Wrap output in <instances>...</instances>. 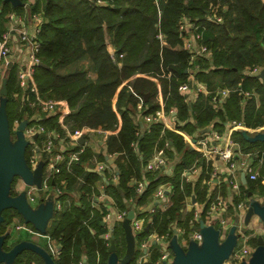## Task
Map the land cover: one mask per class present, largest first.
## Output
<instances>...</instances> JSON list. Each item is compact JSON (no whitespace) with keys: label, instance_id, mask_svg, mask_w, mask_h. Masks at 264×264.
Returning <instances> with one entry per match:
<instances>
[{"label":"trees","instance_id":"1","mask_svg":"<svg viewBox=\"0 0 264 264\" xmlns=\"http://www.w3.org/2000/svg\"><path fill=\"white\" fill-rule=\"evenodd\" d=\"M14 6L0 0V34L14 12L24 11L28 5L32 13H43L46 22L41 35L38 57L43 66L35 73V82L50 99L66 100L75 110L74 127H93L113 130L117 135L107 141L109 154H117L115 165L119 172L116 184L106 185V193L121 211L134 210L145 205L159 184L172 182V206L154 216L155 231L166 234L172 222H182V206L193 192L190 185L181 188V174L200 158L195 149L187 148L186 141L177 132L155 124L151 132L141 131V120L135 115L154 114L160 109L157 102L158 85L166 109H177L176 117L186 132L207 127L212 121L242 122L247 128L258 129L264 125V84L260 76H247L253 67L264 69V1L263 0H19ZM222 18L217 22L213 17ZM187 19L201 26L204 44L212 52L210 61H203L198 80L207 85L210 94H200L189 106L179 92L187 81L190 67L189 53L182 48L178 31L181 20ZM162 33L164 45L158 39ZM108 42L114 47L121 67L115 64L108 51ZM171 77H162L163 74ZM21 80L15 70L9 73L7 90V116L10 126L15 120H24L27 111L21 105ZM127 84H124L126 83ZM131 86L132 92L129 90ZM230 88L231 96L221 110L210 104L213 92ZM257 93L245 98L243 93ZM142 103L141 113L138 104ZM140 117V118H141ZM194 118V123L190 121ZM221 122V123H222ZM247 132H236L234 139L243 152H264V142H250ZM136 144L138 151L134 150ZM168 144V147H167ZM164 149L168 157H181L175 177L163 172H145L144 166L156 150ZM87 150L82 162L73 173L63 171L61 178L68 180L63 200L69 199L73 186L80 177L84 180L79 198H71L50 231L62 248L55 264H110V245L115 241L116 256L122 259L127 250V236L123 223L115 224L109 241L103 239L108 228L103 225L107 213L104 206L94 207L91 198L98 194L100 176L86 169L91 157ZM264 178V166L261 173ZM134 180H146V191L138 194ZM57 181V180H56ZM249 192L257 190L264 195V181L248 184ZM196 192V187H195ZM200 195V194H199ZM15 197V193H12ZM201 198L204 195L200 196ZM198 200H200L198 196ZM202 201V200H201ZM0 237H6L3 250L8 252L22 242L11 244L9 229L16 219L23 220L15 209L2 212ZM189 222L193 214L185 216ZM147 232V228H146ZM145 234L140 236L144 239ZM256 239L253 243L256 245ZM137 254L131 264H135ZM158 252L154 253L155 261ZM13 264H45L33 251L20 253Z\"/></svg>","mask_w":264,"mask_h":264},{"label":"built area","instance_id":"2","mask_svg":"<svg viewBox=\"0 0 264 264\" xmlns=\"http://www.w3.org/2000/svg\"><path fill=\"white\" fill-rule=\"evenodd\" d=\"M217 22H222V18L214 15ZM15 14L12 13L6 23H13ZM46 19L43 13H32L29 17L28 25L22 24L20 26L5 27V30L0 34V89L4 79H7L9 73L14 69V61L12 54L17 47L27 48L29 50V59L23 61L19 67V74L21 80V94L16 98L21 100V105L27 111L26 118L27 125L23 130V136L27 142V165L32 172H36L42 165L41 185H32L26 192V199L32 206L38 196L45 195L52 197L54 203V210L57 214L63 212L64 207L71 202V197L74 193H70L69 199L63 200L65 191L68 189V180L61 178L63 171L73 173L74 166L82 162L84 153L91 150L92 157L86 167L89 171L95 172L100 176L97 183L98 194H95L91 200L94 207L104 206L107 213L103 218L104 223L108 228V232L102 237L109 241L112 236V228L115 224L123 223L128 215L127 211H121L113 203L112 208L105 205L106 185L113 182L116 184L119 179V172L115 165L117 154H109L107 151V141L119 132V126L113 130L93 127H74L73 115L74 111L66 100L50 99L42 95L36 82V69L41 64V59L38 54L41 49V35ZM14 24V23H13ZM14 31L18 34L17 46L13 43ZM178 31L182 40V48L189 53L190 67L187 70V81L183 83L179 92L185 98V102L191 106L195 103L200 94L208 95L210 91L206 84L198 80L197 74L202 71L203 61H210L212 52L204 44L203 31L201 26L182 19L179 23ZM158 39L164 45L165 38L162 33H158ZM108 49L112 61L121 67L119 59L123 58V54L118 55L113 46L108 42ZM263 69L253 67L246 70L247 76H260ZM171 77V72L168 75L163 74L162 77ZM124 84H127L124 83ZM129 90L132 92L131 86ZM161 87L158 85L157 102L160 109L154 113L144 116L135 115V120H141V131L136 134L139 136L145 132H151V127L155 124H162L165 128L179 133L186 141L187 148L195 149L199 152L200 158L195 161L189 168L185 169L181 174V188L190 185L193 192L188 196L182 206L181 211H184L188 206L192 207L193 220L189 228L190 241L202 246L204 236L202 234L200 225L205 227H214L222 232L223 226L228 224L226 214L230 202H226L222 196H214L213 187L219 186L224 180L221 171L214 167V163L222 162L225 164L228 172L226 182L232 186L235 191L233 199L239 197L241 181L240 174L248 178L250 182L263 180L261 178L262 169L264 166V152H243L238 142L232 137L235 129L249 130L255 132H264V125L258 129H248L244 123L237 121H227L228 131H218L214 128L205 127L194 134H190L181 127L184 123L180 122L174 115L177 114V109L172 107L170 110L166 109V104L161 95ZM232 90L230 88L217 89L213 92L210 99V104L213 109L218 111L223 108V104L231 96ZM245 98L258 97L255 93H243ZM143 108V104H138L139 112ZM28 109H31L30 113ZM29 112V113H28ZM141 117V118H140ZM169 117L173 118V123L170 124L167 120ZM24 120H15L13 124V134L16 136L19 127ZM193 118H190L192 121ZM83 140V142H81ZM137 152L136 144L132 145ZM168 147V144H167ZM98 148V150H95ZM207 166V178L204 182L209 186L206 192V199L198 200V195L195 192V183L200 174V169ZM169 166V158L164 149L156 150L152 157L144 166L145 172H163ZM211 166V168H210ZM169 176V175H167ZM57 180V181H56ZM84 180L80 177L77 183ZM133 184L136 187L138 194L146 191V180H134ZM173 185L169 181L164 184H159L154 193L149 197L145 205H138L136 207L135 218L131 222L132 234L135 238V244L138 245L139 257L137 263L143 264L147 262L153 250L159 248V257L155 264H172L170 262V253L164 246L169 234L160 235L155 231L154 216L158 213H163L170 208L168 203L169 195L172 193ZM41 192V193H40ZM173 193L171 194V196ZM224 196V195H223ZM251 200L258 201L264 204V197L260 194L251 195ZM237 209L243 207V202L238 203ZM250 207V206H249ZM240 213V212H238ZM238 225L236 234L240 235L237 240V246L226 264H241L244 261L248 262L256 247H251L250 239L259 236L264 237V230L256 228L252 234H248L247 229L242 221L241 214L237 215ZM259 219L258 216H254ZM253 217V218H254ZM260 220V219H259ZM147 228V232H146ZM147 233L144 239H140L142 234ZM220 243L224 242V237L219 236ZM157 245V246H156ZM188 249V248H186ZM62 254V248L59 242L55 239L52 244L53 260H59ZM82 264V263H81Z\"/></svg>","mask_w":264,"mask_h":264},{"label":"water","instance_id":"3","mask_svg":"<svg viewBox=\"0 0 264 264\" xmlns=\"http://www.w3.org/2000/svg\"><path fill=\"white\" fill-rule=\"evenodd\" d=\"M14 6L20 4L19 0H7ZM48 22V21H47ZM43 66V64H40ZM264 84V69L260 75ZM8 97L7 79L3 80L0 92V224L3 221L2 212L6 209H15L25 219L27 224H32L37 229L45 231V224L53 216L54 206L52 202H47V206H42L39 210H34L26 199V192L32 185L40 187L42 178V165L36 172H32L26 162L27 142L23 136V130L27 125V121H22L16 134V144H11L12 133L6 113V103ZM252 142H264V132L256 134L251 139ZM83 142V140H81ZM15 176L21 177L26 182V188L23 194L18 197L10 196L11 184ZM246 182V179H244ZM41 193V192H40ZM258 216L260 221L264 223V204L251 200L249 210L247 212L246 223L254 216ZM135 218V211L128 212L123 226L127 236V250L122 259L116 256V245L113 240L110 245V253L112 259L110 264H131L135 255V238L131 230V222ZM105 225V223H103ZM238 221L235 222L228 238L220 243V231L214 227H205L200 225L204 241L202 246L196 243H190L188 249L182 248L176 241L173 243L175 260L173 264H226L237 246V240L240 235L236 234ZM14 226V224H13ZM6 237H0V264H13L16 257L25 250H30L38 254L45 264H55V261L48 252L42 247L32 242H21L15 245L10 251L3 250ZM82 264H87L85 259ZM169 264V263H166ZM230 264V263H228ZM241 264H264V237L257 238V248L248 262Z\"/></svg>","mask_w":264,"mask_h":264},{"label":"crops","instance_id":"4","mask_svg":"<svg viewBox=\"0 0 264 264\" xmlns=\"http://www.w3.org/2000/svg\"><path fill=\"white\" fill-rule=\"evenodd\" d=\"M14 14H15V19L13 21L14 24L13 23H11V24L6 23L5 27H11L12 25L20 26L23 23L28 25L29 17L31 16L32 11L29 8V6L27 5L25 7L24 11L14 12ZM17 39H18V34H17V32L14 31L13 43L15 46L19 45V44H17ZM28 59H29V50L27 48H22L21 46L20 47L18 46L17 49L14 50V52L12 54V60L14 61V69L13 70H15L17 77H18V80L21 78V76L19 74L20 64H22L23 61H27ZM1 89H0V92H1ZM255 98L257 100L256 101L257 104L259 105V95H258V97H255ZM28 111L30 113L32 112L31 109H28ZM138 112H139V109H138ZM174 117H176V115H174ZM167 120L169 121L170 124L173 123V118L169 117ZM191 122L194 123V118ZM221 122L222 121H220L219 119H216V120L212 121L207 127L214 128V129L221 131V132H224V134H226L228 131L227 125L225 124L226 122H222V123ZM200 129H202V128H200ZM200 129H196V131L194 133L198 132ZM248 129H250V128H248ZM236 132H247V133H249L251 135L250 142H252L251 139L254 138L256 136V134L259 133V132H255V131L235 129L233 131V134H232L233 138H234V134ZM95 150H98V148H95ZM168 158H169V166H168V169H166V173H167V175H169L170 178H173V177H175V169H176L177 164L180 162L181 157L175 155L173 158L172 157H168ZM213 165H214V167L218 168L221 171L222 178L224 179L219 186L213 187L214 196L215 197L222 196V197H224V200L226 202H230V205H229V208H228V211L226 214L228 224L223 226L222 232L220 233L222 238L224 237V241L228 238L231 229L235 225V222L238 221V217H237L238 214H241V216H242L241 222H243L244 225L247 226L246 229H247L248 234H252L253 230L256 228H261L262 230H264V223L261 222L256 217L252 218L250 220V222L246 223L247 212H248L249 206H250V198L253 197L251 195L260 194L257 190L249 192V190L246 189L247 187H249L248 184L252 183V182H250L246 176H244L243 174H240V181H241V188L239 190L240 195H239V197H235L233 199L235 191L232 189V186H230V184H228L226 182V178H228V172H227V168H226L225 164H223L222 162H216ZM206 167L207 166L205 165L203 167V169L202 168L200 169L201 170L200 174H199V176L196 180V183H195L196 193L199 196L200 200H202V201L206 199V192L209 188V186H207L204 182L205 178H207V175H209V173L207 174V170H205V169H207ZM210 168H211V166H210ZM244 179H246V182H244ZM20 181L21 182L19 184L18 189L20 191H22L21 194H23L25 191V188H26V182L22 178H20ZM171 194L169 195V198H168V203L170 204V207L173 204V197L171 196ZM201 195H204V197L201 198L200 197ZM46 199H48V197H46L45 195L38 196L36 202L32 205L33 209L39 210L42 206H47V204H48L47 202H52L50 200L47 201ZM105 200H106L105 205L108 208H112L114 200L108 194H107ZM240 202H243L244 208L242 207L239 211L236 206ZM53 206H54V203H53ZM191 210H192V207L188 206L182 212V215H183L182 222L175 221V222H172L170 224V231L168 232L169 236L166 239V243L164 244V246L166 247V249L170 253V262L172 264L174 263V260H175V252H174L173 243L176 241L184 249L188 248L190 243H192L190 241V238H189L190 236H189L188 228H186L188 223H187V220L185 219V216L188 213L192 214ZM238 212H240V213H238ZM58 215L59 214H57L56 211L54 210L52 218H50L49 221L45 224V227H44L45 231L37 229L32 224H27L25 222L24 218H22L23 219L22 221L19 219H16L15 223H13L14 226L12 225V228L13 227L17 228L18 234L16 236H17L18 240H22V242H24V241L32 242V243L42 247L46 252H48V254L51 255L52 254V244H53L54 239L51 238L48 229L53 226V223H54L53 217L58 216ZM153 220H154V218H153ZM192 220L193 219H191V221L189 222V225H191ZM184 224L186 226H184ZM189 228H190V226H189ZM253 240H254V238L252 237L250 239V243L253 242ZM156 251L158 252V256H159V248L157 247V249L152 251L151 256L148 258L147 262H145L143 264H155L154 253ZM136 254L138 255L137 259L135 261L137 263L140 253H139L138 245L135 244V255ZM135 255H134V257H135Z\"/></svg>","mask_w":264,"mask_h":264},{"label":"rangeland","instance_id":"5","mask_svg":"<svg viewBox=\"0 0 264 264\" xmlns=\"http://www.w3.org/2000/svg\"><path fill=\"white\" fill-rule=\"evenodd\" d=\"M108 51H109V49H108ZM110 53V52H109ZM7 100H8V98H7ZM1 99H0V105H1ZM8 103V102H7ZM7 103H6V106H7ZM6 109V111H7V107L5 108ZM12 128H13V125L12 126H10V130H11V135H12V138H11V144L13 145V146H15V144H16V136L13 134V131H12ZM260 143H262V141H260ZM20 178L21 177H19V176H15L14 177V179H13V182H12V184H11V189H10V196H12V193H15V195H17L16 197H18V196H20L21 195V193H22V191H20L19 189H18V187H19V184H20ZM82 184H83V181L81 180V181H79L77 184H75L74 186H73V190H71V192L72 193H74V196H72L71 198H79V196H80V194H81V187H82ZM262 197H264V195H261ZM47 201H52L53 202V198L50 196V197H48V199H46ZM56 218H57V216H54L53 217V221H55L56 220ZM4 219V218H3ZM54 224V223H53ZM245 228H247V226L245 225ZM51 229H52V227L51 228H49L48 230H49V233H50V231H51ZM8 234L10 235V241H9V245H8V247H10L11 246V244H13V243H15V241H17L18 240V238H17V234H18V231H17V228L16 227H11L10 229H9V232H8Z\"/></svg>","mask_w":264,"mask_h":264},{"label":"flooded vegetation","instance_id":"6","mask_svg":"<svg viewBox=\"0 0 264 264\" xmlns=\"http://www.w3.org/2000/svg\"><path fill=\"white\" fill-rule=\"evenodd\" d=\"M27 152H26V159H27ZM254 238V237H253ZM255 239V238H254ZM250 245H251V247L253 248V247H256L257 246V241H256V245L253 243V242H251L250 243ZM244 262H246V261H244Z\"/></svg>","mask_w":264,"mask_h":264}]
</instances>
